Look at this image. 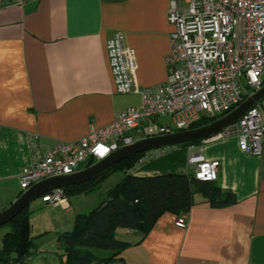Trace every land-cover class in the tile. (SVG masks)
Returning a JSON list of instances; mask_svg holds the SVG:
<instances>
[{
	"label": "crops",
	"instance_id": "0c3cea01",
	"mask_svg": "<svg viewBox=\"0 0 264 264\" xmlns=\"http://www.w3.org/2000/svg\"><path fill=\"white\" fill-rule=\"evenodd\" d=\"M21 1L0 3V212L21 195L20 178L36 149L79 140L140 105L139 93L116 91L107 41L123 32L136 55L137 84L148 88L167 80L173 31L170 0ZM192 147H170L133 173L189 172L191 149H203L206 158L221 162L216 182L233 191L237 202L216 208L199 194L184 228L176 225L177 215L165 213L144 238L120 229L117 238L130 242L125 261L109 264H264V158L242 151L236 137ZM94 195L68 198L69 210L65 203L42 200L30 208V217L45 220L38 234L53 230L55 252H61L59 234L73 229L76 215L105 196Z\"/></svg>",
	"mask_w": 264,
	"mask_h": 264
},
{
	"label": "built area",
	"instance_id": "2783aa9c",
	"mask_svg": "<svg viewBox=\"0 0 264 264\" xmlns=\"http://www.w3.org/2000/svg\"><path fill=\"white\" fill-rule=\"evenodd\" d=\"M0 3L17 5L22 1ZM168 20L173 31L166 82L140 88L135 52L125 44L123 32L115 33L106 49L116 91L139 93L140 105L119 112L111 124L79 140L58 142L45 151L36 149L34 137L35 157L21 175L22 192L46 178L78 172L142 138L190 129L203 116L221 117L264 85V0H170ZM161 117H169L170 122L159 124ZM229 137L238 139L242 151L264 158V99L211 138ZM169 148L147 151L141 163ZM202 152L191 149L190 171L199 180L217 181L221 162ZM40 198L70 208L64 188ZM188 220L189 213L182 214L176 225L184 228ZM29 259L0 264H29Z\"/></svg>",
	"mask_w": 264,
	"mask_h": 264
},
{
	"label": "trees",
	"instance_id": "16d2710c",
	"mask_svg": "<svg viewBox=\"0 0 264 264\" xmlns=\"http://www.w3.org/2000/svg\"><path fill=\"white\" fill-rule=\"evenodd\" d=\"M234 108L236 107L232 109ZM217 118L200 117L189 128L202 126ZM199 142L182 146L195 145ZM146 153L136 154L121 161L91 181L64 188L67 198L92 194L100 191L102 183L114 173L123 174L122 179L106 192L98 206L87 213L77 214L73 229L59 234L60 264H109L117 260L125 261L122 254L130 242L117 238L120 229L139 231L144 238L165 213H172L178 217L189 213L199 194L216 208L237 202L233 191H223L216 181L199 180L191 171L153 176L135 175L133 171L149 161L141 163ZM30 213L29 206L8 224L10 230L0 237V263L13 261L10 255L18 245L22 219ZM32 245L33 241L30 240L22 260L31 257ZM94 249L110 250L112 253L107 257H98Z\"/></svg>",
	"mask_w": 264,
	"mask_h": 264
},
{
	"label": "water",
	"instance_id": "95a60500",
	"mask_svg": "<svg viewBox=\"0 0 264 264\" xmlns=\"http://www.w3.org/2000/svg\"><path fill=\"white\" fill-rule=\"evenodd\" d=\"M264 99V85L247 97L230 112L199 127L156 135L137 140L133 144L123 146L112 152L106 158L73 174L49 177L22 192L8 208L0 212V227L9 224L14 218L28 208L32 201L56 188H65L91 181L113 168L121 161L131 156L154 149L182 146L184 144L207 140L228 126L236 123L246 112ZM31 239V224L29 215H25L20 225L18 245L10 255V259H22L28 249Z\"/></svg>",
	"mask_w": 264,
	"mask_h": 264
},
{
	"label": "rangeland",
	"instance_id": "374dc122",
	"mask_svg": "<svg viewBox=\"0 0 264 264\" xmlns=\"http://www.w3.org/2000/svg\"><path fill=\"white\" fill-rule=\"evenodd\" d=\"M159 124H168L170 122L169 117H161L157 120ZM123 177V174L121 172H116L113 175H111L105 182L102 183L100 191L96 192V198L102 197L106 194V191L110 188L114 187ZM103 193V194H102ZM41 202V198H37L34 201L31 202L30 208L33 210L35 203ZM42 209V208H41ZM40 209V210H41ZM39 210V211H40ZM38 210L35 209V212L37 213ZM30 217V215H29ZM38 220V224L35 222V220ZM30 224H31V239L33 241V245L30 247V250L32 252L31 257L28 261L29 264H60V252H55V250H58V247H53V230L45 232L44 234H38L37 230L39 229V226H45V220L43 218L38 217H30ZM36 224L38 227L36 228ZM10 230L9 225H4L0 227V237L4 235L6 232ZM1 244V240H0ZM46 244V245H45ZM55 249V250H54ZM94 253L98 257H107L111 254L110 250L105 249H94Z\"/></svg>",
	"mask_w": 264,
	"mask_h": 264
}]
</instances>
